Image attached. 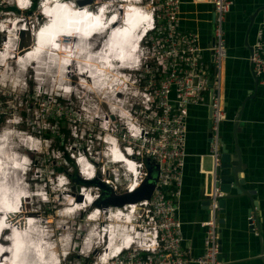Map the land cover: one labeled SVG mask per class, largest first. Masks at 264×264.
Segmentation results:
<instances>
[{
  "label": "built area",
  "instance_id": "1",
  "mask_svg": "<svg viewBox=\"0 0 264 264\" xmlns=\"http://www.w3.org/2000/svg\"><path fill=\"white\" fill-rule=\"evenodd\" d=\"M46 1L48 0L42 1L41 5ZM99 1L103 2L92 0L83 8L89 7L96 12L102 8L98 9ZM13 2L21 9L18 0ZM210 4L213 6L214 38L208 48L201 46L197 33L181 30L180 0H144L143 4L126 6L141 9L146 17L145 30L148 32L140 47L142 56L139 65L136 68L125 67L121 74L129 82L121 81L119 87L122 90L115 91L110 101L104 100L103 104L98 105L93 117L88 111V103L83 101L80 118L82 128L79 132L75 130L81 149H72L71 154L68 152L81 182H77L79 191L71 192L70 196L78 199L82 196L83 203L86 194L93 196L88 208L84 206V210L82 209L87 213L85 222L88 223L82 243L86 244L90 233L101 231L103 234L106 227L111 226V216L114 213L119 214L116 212L129 206L132 207L126 210V216L130 218L123 220H129L130 232L134 228L142 241L139 245H132L130 248L128 245L114 251L110 254L111 264H223L219 259V213L220 201L227 194L216 184L223 153L221 125L228 121L225 98L221 94V68L229 57L225 23L233 2L210 0ZM4 5L5 0H0V7ZM38 17L39 20L43 18ZM14 18L19 16L15 15ZM20 19L31 24L32 29H29L32 32L39 26L38 24L36 27L31 19ZM6 22H0V130L5 128V124L15 125L20 121L13 120L12 117L15 116L12 112L7 113L6 106L8 97L4 88L12 73L11 70H6L9 75L6 71L3 72L7 66L1 68L8 60L9 51L8 33L4 31L9 24ZM45 23L46 19L40 27ZM19 39L21 42V37ZM252 48L249 62L254 76L264 86V26L258 29ZM207 53L212 61L207 58ZM27 67L22 68L23 71ZM82 74H77L79 80ZM67 88L71 87L65 86L63 92L71 97L73 94L67 93ZM115 89L117 90V86ZM211 90L214 91L211 105L212 126L207 155L211 165L208 170L201 171L206 179L208 218L198 223L204 231V252L194 257L191 252L185 251L183 221L180 215L187 157L188 119L191 107L207 105ZM19 109L11 104L9 111L18 113ZM147 162L159 167L150 199L117 207L109 204L112 197L104 195L101 187L94 183L101 182L116 196L133 194L149 176ZM132 166L135 172L131 171ZM60 179L61 177L56 178L57 181ZM67 181L65 186L67 183L70 185L69 180ZM247 220L250 232L259 236L261 230L256 213L251 212ZM107 242L106 246L105 242H99L96 246L103 244L105 251L110 240ZM106 255V252L100 254L99 261Z\"/></svg>",
  "mask_w": 264,
  "mask_h": 264
},
{
  "label": "crops",
  "instance_id": "2",
  "mask_svg": "<svg viewBox=\"0 0 264 264\" xmlns=\"http://www.w3.org/2000/svg\"><path fill=\"white\" fill-rule=\"evenodd\" d=\"M180 1L181 30L197 33L201 46L208 48L214 38L213 6L210 0ZM231 1L233 6L225 23L229 57L221 68V94L225 98L228 121L221 125V138L227 150L234 154L235 124L241 116L237 135L244 166L241 178L246 179L243 188L251 191L252 196L249 199L233 191V196L227 200L225 228L222 231V263L264 264V86H255L249 62L251 52L245 44L249 19L256 10L264 7V0ZM262 26L264 10L255 19L249 37L250 46L255 43L257 31ZM207 58L212 61L209 53ZM244 101L246 103L243 107ZM210 141L207 105L191 107L180 215L183 221L184 248L194 257L204 252V231L198 223L208 218L206 179L201 171L208 170L211 165L207 156ZM251 210L259 220V236L249 229L247 219Z\"/></svg>",
  "mask_w": 264,
  "mask_h": 264
},
{
  "label": "bare ground",
  "instance_id": "3",
  "mask_svg": "<svg viewBox=\"0 0 264 264\" xmlns=\"http://www.w3.org/2000/svg\"><path fill=\"white\" fill-rule=\"evenodd\" d=\"M131 1L133 0H106L105 2L99 1L98 9L100 7L102 8L100 10H97L96 12H93L92 9H90L89 7H79L75 4L73 0H48L39 7L41 12L42 10H44L43 13L47 17L46 26L42 29L39 34V29H34L33 44L27 49L20 48L19 33L21 30H27L28 28H31V24L27 21H24L23 19H20V17L8 20L7 22L9 24L7 26V22L5 21L6 24L4 26L6 27L4 31L5 33H8L9 39L7 43L9 51L7 52L8 60L5 62L6 65L7 62L9 64L10 59H12L13 57L14 62L17 64V67H19L20 71H22L21 69L23 67L28 66V68H31L34 73V67L35 64H37V78L39 79L38 76H40L41 78L47 77L49 80H52L55 76H59L61 78L66 79L68 77L67 75L70 73L71 66L75 64L76 66H78L80 72H83L79 80L81 84L79 85L80 87L84 88L85 90L92 91L96 94H110L114 96L115 91L122 90V88L119 87L121 81L125 82L128 80L126 76L121 74L123 71H125V67L127 66L136 68L138 66L140 56L139 50L137 52V49H139L140 47V35L142 32L141 28L143 27V23L146 20V17L141 14H138L139 21L135 26L136 31L134 35L131 34L130 36L128 35L127 37L122 39H120V36H118L116 37V39H112L111 51H109L107 43H105L104 46L102 43L105 39H107L109 31L118 26V23H116L108 29L107 24L110 16L114 15L113 20H115L116 18H118L119 21L125 20V13H131L129 12V10L131 11L134 9H139L137 7L126 9V6L135 4L130 3ZM28 2L29 0H18V3L22 10H26L28 8ZM119 5H124L122 7L123 9L118 8ZM59 11L71 15L72 13L79 14L78 17L81 18L80 23L78 21L75 22L74 25H76V27L74 28V30H71L72 32L77 31L80 27L79 25L84 21V23H86L88 21H92V19L94 18H97L98 22L95 25L96 27L93 34L105 30L100 36L102 37V40L98 44V46L96 45V48L94 47L93 50L90 49V43H93L95 41L97 43L98 39L97 34H95L93 38L89 39V36L92 32L86 33L87 35L81 37L79 40H77V38L72 39V41H75L76 44H78L73 48V50L65 49V51H53L50 45L53 44L54 39H51L45 46L40 45L38 43L39 39L45 35L44 33L49 31L51 28H54V26L50 23L55 17H57ZM140 12L143 14L142 10H140ZM63 23L65 22H60L58 23V25ZM110 23H113V21ZM121 29H126V27L124 28L123 22H121ZM121 35L123 36V34ZM94 37H96L95 40H93ZM25 39L26 38H24V40ZM87 43L89 45H87ZM70 63L71 65L68 66L66 69V65ZM120 63H122L121 67H124L123 69L119 67ZM116 86L117 90L115 89ZM101 98L103 99V101H110L113 97L107 98L106 96H103ZM10 131L15 133L14 130ZM4 132V134L0 135V184L4 189L3 191L0 190V193H2L3 195H0V203L2 204V202L4 201L5 204L2 205H4L5 207H0V211L2 212L0 216H2L3 213L6 212V209L10 212H7L5 214V219L0 221V230L6 227H8L6 229L14 228V226L16 225L17 227H15L14 231H10L11 234L9 236V241H5L6 243H3L2 240V237L4 236V232L6 230L0 233V264L3 262V259L5 257L8 258L4 259L5 262L3 264H54L55 262L58 263L56 254L60 250V242L64 250L67 249V242L65 239L66 237H63V239L61 238L62 240L57 239L54 241L52 239L53 235L51 234V231H46V229H43L44 226L43 224H41L42 220L38 219L36 216H34V214H28L26 212L24 207L26 205V202L30 198L28 197L30 196V194L28 196L26 195L29 193V191L24 190L23 186L25 185L21 183L22 179L20 178L19 171L16 170L17 168H23V166L25 165L20 164L22 158L21 161L18 158L15 159V154H13L7 144L5 145V143L9 142L10 136L7 137L6 132L8 131ZM18 146L21 147V144H16L13 148V151H18ZM122 160L126 161L125 159ZM23 163L25 164V162ZM30 163L31 162H28V164ZM131 171H136L134 166H132ZM89 174H91V172ZM3 178H6L7 181H3ZM17 191L21 193V198L16 204H14L13 202H11V198L17 201L19 197H13L15 194H17ZM72 198L73 204L70 205L68 209H65V207H63L60 210L61 217H71L73 213L83 212L80 209H83L84 206H87L88 208L89 203H91V201L93 200V196H90L88 194H86L84 203L83 201H79V199L75 198L74 196H72ZM20 201L21 207L19 203ZM131 207L132 206H129L126 209L124 208L123 210L117 211L116 213L119 214L114 213L111 216V226H105L106 230H104L103 234L101 231L100 233H90L88 235L87 242L83 248V253L90 252L92 249L91 246L95 245V240H97L98 238L99 242H105L104 246L108 244L107 241L109 239L110 245L108 249H106L105 251L102 249L104 252H106L107 255L101 261H99V259L97 260L98 264H109L110 260L112 259V256H110V254H113L114 251L117 252V250L125 248L128 245L130 248L132 245L141 244V238L137 235L134 228L132 229V233L130 232L131 224H128L129 220H123V218H130L126 216V210L130 209ZM60 211L58 212L59 215ZM19 212L20 214H17ZM63 224L64 221H60L58 228L56 229L61 230L65 228L66 225ZM18 225L21 228L20 231ZM10 232L8 231V233ZM34 232H37V234H34ZM55 243L57 244V246Z\"/></svg>",
  "mask_w": 264,
  "mask_h": 264
},
{
  "label": "rangeland",
  "instance_id": "4",
  "mask_svg": "<svg viewBox=\"0 0 264 264\" xmlns=\"http://www.w3.org/2000/svg\"><path fill=\"white\" fill-rule=\"evenodd\" d=\"M40 1L41 0H37L38 3ZM105 1L106 0H103V2ZM39 14L41 15L38 8L31 9L24 13L22 11L20 12L13 0H5V5L0 7V22L13 19L16 15L22 18L24 17V19H31L33 23H37L36 27L39 24V28L40 25L45 22L44 18H40L39 20ZM36 16L38 20H36ZM95 38L96 37H94L93 40H95ZM101 40L102 37L98 36L97 43L94 46V42L90 43V49L93 50L94 47L96 48V45L98 46ZM64 42L70 43L69 49L72 50L78 45L72 40H64ZM87 45L89 44L87 43ZM5 66L9 69L3 70L4 73H9V71L6 70H11L12 72L10 76H8V82L5 83L6 86L4 88L7 94L6 96L8 97V101L6 102L7 113L12 112L11 114L15 116L12 117L13 120L15 119L14 121L16 122L20 121L15 125H6L4 122L5 128L0 130V134H4V131H8L6 134L7 137L10 136V140L8 143H5V145L7 144L13 154H15V159L18 158V152L25 157L26 160L24 162L26 164L27 162H31L32 164L31 172L27 178L21 182L25 185L23 186L24 190L29 191L26 195L28 196L30 194V196H28L30 198L25 205V210L28 214H34V216L42 220L41 224L44 226L43 229L51 231L54 241L66 237L67 249L64 250L60 242V250L57 253L58 255L56 254V256L60 258L62 264H98V256L104 252L102 250L103 244L96 246L99 243V238L97 239L98 241L95 240V245L91 246L92 249L90 252L82 254L85 246H82L83 235L88 229L86 227L88 223L85 222L87 213L77 212L73 217L63 218L58 212L63 207L68 209V207L73 204V198L70 196L71 192L76 193L80 189L77 181H74L69 176L73 174L76 167H74L68 158H70L69 153L71 154L72 149H81L79 144L80 141L75 137V130L77 129L79 132L82 128L80 118L84 102L88 103L86 104L88 106V111H90L93 117L98 110V105L104 102L101 97L106 96L109 98L113 96L110 94H96L80 87L79 85L81 84L76 75V65L71 66L70 73L67 75L68 77L66 79L55 76L52 80H49L47 77L41 78L40 76H38V79L35 72L33 73V70L28 67L26 71H23V69L20 71L13 57L9 64L7 62V65L6 63L1 65L2 68ZM3 72L2 75H4ZM24 78H27V80L24 81ZM125 82L128 83L129 81L127 80ZM65 86L71 87L66 89L68 90L66 91L67 93L73 94L71 97L63 92ZM11 104L20 108L17 110L19 111L18 113L14 110L9 111ZM103 106L105 107V105ZM10 130H14L15 133ZM67 131L69 134H67ZM49 132L51 134L50 137H45V134ZM16 144H21V147L18 146V151H13ZM20 164L25 165L22 161ZM57 177H61L60 181L56 180ZM67 180L70 182L69 186L64 185L68 182ZM3 181H7V179L3 178ZM0 190H4L1 184ZM0 195H2V193H0ZM13 197H19L17 201L11 198V202L16 204L21 198V193L17 191V194ZM19 203L21 207V201ZM2 204H5L4 201ZM90 211L91 210H88V212ZM7 212L10 211L6 209V212L0 216V221L5 219V214ZM0 214H2L1 211ZM60 219L67 220L71 225L70 229H56L58 228ZM79 224H85V226L80 227ZM45 226H47V228ZM15 227H17V225L14 226V228H9V232L11 230L14 231ZM18 228L20 231L21 228L19 225ZM34 234H37V232H34ZM3 243L6 242L3 241ZM64 251L69 252L67 259L62 256V252Z\"/></svg>",
  "mask_w": 264,
  "mask_h": 264
},
{
  "label": "water",
  "instance_id": "5",
  "mask_svg": "<svg viewBox=\"0 0 264 264\" xmlns=\"http://www.w3.org/2000/svg\"><path fill=\"white\" fill-rule=\"evenodd\" d=\"M75 4L78 5L79 7H84L85 5H88L92 2V0H74ZM264 10L263 8H259L258 10L255 11V13L250 17L249 19V26L246 31L245 35V44L249 46V50L252 53V46L249 44V37L251 32L253 31V26L255 23V19L258 16V14ZM20 37H21V42H20V48L24 49L29 48L33 44V35L34 33L28 28L27 30H21L20 31ZM24 38H26L24 40ZM252 68V67H251ZM253 73V71H252ZM255 80V86L256 88L259 85L258 79L254 76ZM255 88V89H256ZM214 91L211 90L210 92V98L209 101L207 102V107L209 109V131H210V136H211V126H212V95ZM217 94V92H215ZM256 94L253 95L255 97ZM246 101L243 102L242 106H245ZM241 118V116H240ZM237 120L235 124V131H234V140H235V153L231 154L227 148L226 145L223 143V153H222V164L220 167V171L218 173V181H217V186L220 187V189L227 194L225 198H223L220 201V207L221 211L219 213V225H220V240H219V251H220V256L219 259L222 261V250H223V240H222V231L225 228V215H226V205H227V200L231 198V194L233 191L236 192L237 195H245L248 198L252 196L251 191L244 190V186L246 185V179L241 178V174L243 173V161H242V156H241V151L240 147L238 144V133L240 131L239 129V120ZM148 165V170H149V176L144 182V184L141 186L139 190H137L133 194H125L121 196H116L115 194L111 193L110 189L102 184L99 181H95L94 183L98 186L101 187L103 190L104 195H110L112 198L109 201V204L121 207L126 204H131V203H137L145 199H150L151 195L155 189V183L157 181L158 177V171L159 167L157 165H149V162H147ZM83 198L82 196H79V200L81 201ZM250 199V198H249ZM252 201V200H250ZM206 204L208 205L209 202L208 200L206 201ZM256 206V204H254ZM25 208V207H24ZM24 210V209H22ZM251 210L250 212H252ZM20 214V213H17ZM11 217V216H9ZM14 224V223H13Z\"/></svg>",
  "mask_w": 264,
  "mask_h": 264
},
{
  "label": "clouds",
  "instance_id": "6",
  "mask_svg": "<svg viewBox=\"0 0 264 264\" xmlns=\"http://www.w3.org/2000/svg\"><path fill=\"white\" fill-rule=\"evenodd\" d=\"M74 1V0H73ZM117 1V0H116ZM41 2H42V0L37 4V7L36 8H38L39 9V7H40V5H41ZM75 2V1H74ZM130 3H135V4H143L144 3V0H133V1H131ZM129 6V5H128ZM33 7H34V4H33V0H29V3H28V8L26 9V10H24V11H30L31 9H33ZM118 8H122V5H119V7ZM123 9V8H122ZM127 9V8H126ZM113 10H114V8H113ZM140 10L141 9H134V10H129V12H131V13H125V20H118V18H116L115 20H113V18H114V15H112V16H110L109 17V20H108V29L112 26V25H114V24H116V23H118V26L117 27H115V28H113V29H111L110 31H109V34H108V36H107V39H105L104 41H103V46L105 45V43H107L108 44V49H109V51H111V47H112V43H111V40L112 39H116V37H118V36H120V39H122V38H125V37H127L128 35L130 36L131 34L132 35H134V33H135V31H136V29H135V26L137 25V23H138V21H139V19H138V14H141V15H143L144 17H145V15H144V13L142 14L141 12H140ZM18 11H22V10H20L19 8H18ZM40 11V10H39ZM40 13H41V15L40 16H42L43 18H45V19H47V17H46V15L43 13V11L41 12L40 11ZM121 14V13H120ZM79 16V14L78 13H72V15L71 14H67V13H62V11H59L58 12V15H57V17H55L53 20H52V22L50 23L51 25H53L54 26V28H51L49 31H47L46 33H44L45 35L44 36H42L40 39H39V41H38V43L40 44V45H43V46H45L51 39H54V42H53V44H51L50 46H51V49L53 50V51H61V50H63V51H65V49H69V46L71 45L70 43H66V42H64L63 40H72V39H75V38H77V40H79L81 37H84L85 35H87L86 33H90V32H92L91 33V35L89 36V39H91V38H93V36L95 35V34H97V36H101V34L105 31V30H103V31H99V32H97V33H94L93 34V32L95 31V25H96V23L98 22V19L97 18H94V19H92V21H88V22H86V23H81L79 26V29L77 30V31H75V32H72L71 30H74V28L76 27V25H74L75 24V22L76 21H78L79 23H80V20H81V18H79L78 17ZM83 19H85V18H83ZM146 19V18H145ZM113 21V23H110V22H112ZM146 21V20H145ZM145 21H144V23H143V27L141 28V37H140V39H141V42H140V47H141V44H142V42H143V40H144V38H145V36H146V34H147V30H145L146 28H145ZM60 22H65V23H63V24H60V25H58V23H60ZM121 22H123L124 23V28L126 27V29H121ZM82 24H83V26H82ZM46 26V23H45V25H43V26H41L40 28H38L39 29V31H38V34L42 31V29L44 28ZM107 30V29H106ZM121 34H123V36L121 35ZM96 44V41L94 42V44H93V46ZM140 47H139V49H137V52H138V50H139V56H140V58H141V51H140ZM139 58V59H140ZM72 60H73V58H72ZM31 64V63H30ZM122 63H120V65H121ZM71 64H68V65H66V69H67V67L68 66H70ZM75 65V64H74ZM138 65H139V63H138ZM38 65L37 64H35V67H34V72H35V75H36V77H37V71H36V67H37ZM122 66V65H121ZM17 154H18V159H20V158H22V162H24L26 159H25V157L23 156V155H21V153H18L17 152ZM19 156H22V157H19ZM31 163L30 164H28V162H27V164L25 163V166H23V168H17L16 170H18L19 171V174L21 175V178H27V176L29 175V173L31 172ZM25 167V168H24ZM27 169H30V170H27ZM24 179V180H25ZM66 186H69V183H67L66 184ZM0 207H5L4 205H2L1 203H0ZM5 229L6 228H3L2 230H0L1 232L0 233H2L3 231H5ZM9 236H10V234H8V238L7 239H3V237H2V240L3 241H9ZM58 240H60V239H58ZM82 246H84V243H83V245ZM9 253V252H8ZM64 253H66L65 255H66V258L65 259H67L68 258V256H69V252H67V251H64ZM68 253V254H67ZM82 254H84V253H82ZM89 255V254H88ZM10 256V255H9ZM56 258L59 260L58 261V263L57 264H62L61 263V261H60V259L56 256ZM55 264V263H54Z\"/></svg>",
  "mask_w": 264,
  "mask_h": 264
},
{
  "label": "trees",
  "instance_id": "7",
  "mask_svg": "<svg viewBox=\"0 0 264 264\" xmlns=\"http://www.w3.org/2000/svg\"><path fill=\"white\" fill-rule=\"evenodd\" d=\"M37 0H34V2H33V4H34V7H33V9H35L36 7H37ZM16 10V9H15ZM17 11V10H16ZM67 134H69V132L67 131ZM50 132L48 133V134H45V137H47V138H49L50 137ZM66 153V152H65ZM64 153V155H66ZM67 156V155H66ZM67 158H68V156H67ZM68 160L74 165V167H75V164H74V162L70 159V158H68ZM70 176V178L71 179H73L74 181H77L78 183L80 182V178H79V174H78V172H77V169L75 168V170H74V172H73V174L72 175H69ZM81 183V182H80Z\"/></svg>",
  "mask_w": 264,
  "mask_h": 264
}]
</instances>
